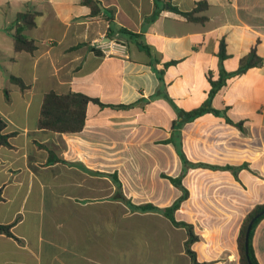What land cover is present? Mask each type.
Returning a JSON list of instances; mask_svg holds the SVG:
<instances>
[{"label": "crops", "instance_id": "obj_1", "mask_svg": "<svg viewBox=\"0 0 264 264\" xmlns=\"http://www.w3.org/2000/svg\"><path fill=\"white\" fill-rule=\"evenodd\" d=\"M13 1L0 13V224L15 238L0 235V264H192L185 228L135 208L182 196L163 175H183L175 219L192 225L197 261L239 264L241 225L264 203V0H98L97 16L82 0ZM199 3L202 22L172 9ZM28 11L37 49L15 52L9 26ZM99 39L126 42L128 58L104 57ZM253 49L262 64L236 73ZM50 91L104 106L87 105L81 132L53 133L38 126ZM207 102L219 117L184 121ZM179 135L185 172L167 142ZM251 244L264 264V218Z\"/></svg>", "mask_w": 264, "mask_h": 264}, {"label": "trees", "instance_id": "obj_2", "mask_svg": "<svg viewBox=\"0 0 264 264\" xmlns=\"http://www.w3.org/2000/svg\"><path fill=\"white\" fill-rule=\"evenodd\" d=\"M82 4L87 8H89L90 13L93 16H97L98 14H100L102 10V4L98 0H82ZM204 7H206L205 3H199L198 7L193 12L190 13H182L176 8H172V9L177 13L182 14L189 21L202 22L204 18L197 17V14L202 12L204 10ZM36 16L37 13L31 11L19 13L16 16L15 21L9 26V31L12 32V37L14 40L15 52L25 51L28 53H33L37 49V46L34 43V41L26 38L23 34L25 31L31 30L35 27ZM226 56L227 55L225 52V46L224 44H221L219 58L222 61L226 58ZM261 64H262V59L257 56L255 49H253L249 54V56L242 61L241 66L236 73L245 72L249 68ZM11 81L16 85H18L23 90L27 88V86L20 78H16L12 76ZM222 83L223 82L221 81L218 83H212V89L210 94H214L216 90L222 85ZM89 103H96L102 107L104 106V104L100 103L99 100L90 98L81 93L71 92L65 95H60L54 91H50L47 94H45L43 97L38 126L40 129L47 130L53 133H79L85 127L86 110H87V105ZM120 107H125V106H120ZM207 113H211L216 117H219L221 115L220 111L211 108L209 102H207V104H205L204 106L198 109L192 110L190 112H183L184 121L195 120ZM227 122L233 124V122L230 119H227ZM236 126L242 128V123H237ZM4 127H5L4 123L0 121V146L9 147L10 135H5L2 133ZM167 142L173 143V145L175 146L177 154L184 163L185 166L184 172L188 167L196 166L195 164L190 163L184 156L182 151V143H181L180 135L177 138L175 136H172L170 140H168ZM49 162H60L65 164L63 160H54L52 158L49 160ZM226 169L232 170L234 175L237 176L239 168L226 167ZM163 177L167 178L175 187L179 188L183 193L182 196L178 198L173 203V205H171L168 208L159 209L151 204L135 206V208L142 212H153V211L161 212L171 221V223L174 226L185 228L188 235L187 241L185 242V251L187 255L190 257L192 264H200L197 261V257L195 253L191 249L192 245L196 241H198V237L195 235L192 225L187 224L185 222H178L175 219L176 211L180 208L182 202L188 197V191L182 184L183 175L178 178H172L165 175H163ZM115 182H117L119 187L121 188V184L116 178H115ZM120 198L125 202L127 201L122 194H120ZM263 218H264V203L256 205L247 214L246 218L244 219L237 238L239 257H240L239 264H259L251 244V239L256 226ZM252 220L254 221L249 233L248 249H246V245H245L246 234ZM0 235H5L10 238H15V236L12 233L11 225L0 224Z\"/></svg>", "mask_w": 264, "mask_h": 264}, {"label": "built area", "instance_id": "obj_3", "mask_svg": "<svg viewBox=\"0 0 264 264\" xmlns=\"http://www.w3.org/2000/svg\"><path fill=\"white\" fill-rule=\"evenodd\" d=\"M97 48L101 51L102 55L106 58L118 57L122 59L128 58V45L126 42L118 39H109L103 41L99 39L96 41Z\"/></svg>", "mask_w": 264, "mask_h": 264}, {"label": "rangeland", "instance_id": "obj_4", "mask_svg": "<svg viewBox=\"0 0 264 264\" xmlns=\"http://www.w3.org/2000/svg\"><path fill=\"white\" fill-rule=\"evenodd\" d=\"M9 2H10V4H11L12 7L17 6L16 3H15V1H13V0H9V1L8 0H0V13L1 14H2V9L7 10V12H8V6H9L8 3Z\"/></svg>", "mask_w": 264, "mask_h": 264}, {"label": "water", "instance_id": "obj_5", "mask_svg": "<svg viewBox=\"0 0 264 264\" xmlns=\"http://www.w3.org/2000/svg\"><path fill=\"white\" fill-rule=\"evenodd\" d=\"M253 221H254V220L251 221V223H250V225H249V227H248V230H247V234H246V243H245V245H246V249H248L249 233H250V230H251V226H252V224H253Z\"/></svg>", "mask_w": 264, "mask_h": 264}]
</instances>
